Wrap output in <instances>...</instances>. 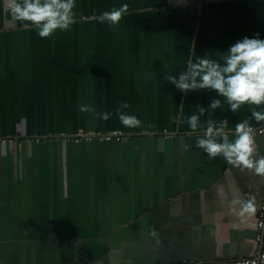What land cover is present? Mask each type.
<instances>
[{"label":"crops","instance_id":"1","mask_svg":"<svg viewBox=\"0 0 264 264\" xmlns=\"http://www.w3.org/2000/svg\"><path fill=\"white\" fill-rule=\"evenodd\" d=\"M122 4L129 8L117 24L99 19ZM73 14L103 36L80 27L69 65L36 66L28 52L15 60L11 39L35 27L14 20L4 29L0 0V264H235L252 256L262 176L208 157L195 141L209 119H226L233 140L236 123L264 105L233 113L214 90L185 93L167 77L190 59L220 61L244 36L264 39V0H79ZM88 52L93 66L81 63ZM213 99L223 111L208 107ZM197 106L206 112L193 131L187 118ZM118 111L141 125L125 127ZM112 130L129 138L73 139ZM253 137L255 156H264V132ZM248 201L254 212L241 211Z\"/></svg>","mask_w":264,"mask_h":264},{"label":"clouds","instance_id":"2","mask_svg":"<svg viewBox=\"0 0 264 264\" xmlns=\"http://www.w3.org/2000/svg\"><path fill=\"white\" fill-rule=\"evenodd\" d=\"M75 0H4L6 12H10L12 19L26 22L24 27H35L41 38L49 37L55 30H66L75 21L73 8ZM129 6L120 5L105 11L99 19L117 24L123 15L127 14ZM195 53V50L193 49ZM222 61V62H221ZM167 81L182 92L200 90H214L219 97L224 98L228 108L235 113L242 105H264V39L259 38V33L249 38L244 36L233 43L221 56L220 61L197 58L189 60L186 70L174 76L170 73ZM123 108L129 105L124 103ZM210 109H222V100L213 99ZM81 112H92L99 119L107 121L110 113H97L92 106L81 105ZM198 114L187 118V124L193 131L200 125V117L205 115L206 109L197 106ZM122 125L135 128L141 121L135 115L118 111ZM178 118L174 115L173 121ZM250 120L264 121V111L252 110L249 118L236 123L234 139L228 140V121H205L206 128L202 136L195 141V147L202 149L210 158L222 157L229 164L244 169L253 170L255 174L264 176V156H255V140ZM218 138L228 142H218ZM242 212H254L252 201L242 204ZM155 235V232L151 233Z\"/></svg>","mask_w":264,"mask_h":264},{"label":"rangeland","instance_id":"3","mask_svg":"<svg viewBox=\"0 0 264 264\" xmlns=\"http://www.w3.org/2000/svg\"><path fill=\"white\" fill-rule=\"evenodd\" d=\"M78 2L79 0H75L76 6H78ZM94 10L100 12V8H94ZM79 14H82V16L88 14L86 7L83 6L80 9ZM87 21L88 20L84 19L82 21L74 22L73 24H71L69 28L65 30L67 32V35H65V37L64 33H58V30H55V32H53L49 37L46 38L39 37L37 34V30L34 31L35 28H32L33 31L31 30L28 32L18 31V33L12 35L11 38L13 47L12 50L14 52L13 56L15 60L17 59L20 61L21 56L26 55V53L28 52L29 56L33 57L36 66H67L66 64L69 65V62H71L72 60V56L69 55L68 52L70 50L75 51L76 41L75 39H73V37H71V35L76 34V32L79 31L80 27L81 30L90 31L91 33L97 34L99 37L103 36L102 31L105 29H102L97 23H87ZM3 38L5 39V37ZM81 38L82 36L79 37V39ZM102 39H106V37L99 39V41L104 42V40ZM13 41H15L16 43H13ZM83 47L90 46L84 45ZM59 54L62 55L61 62H59ZM81 63H83L85 66H93L95 64L91 63L89 52L88 55H85V57H81ZM99 64L101 66H107V61L102 58L99 61ZM68 76L73 75L68 74ZM123 134L127 135L130 133L125 132Z\"/></svg>","mask_w":264,"mask_h":264},{"label":"built area","instance_id":"4","mask_svg":"<svg viewBox=\"0 0 264 264\" xmlns=\"http://www.w3.org/2000/svg\"><path fill=\"white\" fill-rule=\"evenodd\" d=\"M251 127L253 129L252 134H261L264 132V124L258 127H254V126ZM92 137H97L99 138V140L114 139L116 141H122L129 138V134L126 135L119 130H112L107 133H97L94 136L92 135L84 136L82 134H79L74 136L73 139L74 140H78L80 138L91 139ZM62 138L64 140H71L67 136H62ZM254 241L256 244V249L253 255L248 257H239L234 261L235 264H264V176H262V200L259 205L257 219L255 223ZM186 262L187 261H185L184 263Z\"/></svg>","mask_w":264,"mask_h":264},{"label":"water","instance_id":"5","mask_svg":"<svg viewBox=\"0 0 264 264\" xmlns=\"http://www.w3.org/2000/svg\"><path fill=\"white\" fill-rule=\"evenodd\" d=\"M3 18H4V22H3V28L4 29H8V28H13L14 26V19H12V16H11V13L10 12H6L5 11V8H4V0H3ZM121 132H123L122 130H119ZM101 133H104V132H101ZM125 133V132H123ZM97 134V133H96ZM137 135L141 134V133H136ZM82 135L84 136H89V135H92L94 136L95 134H88V133H82ZM58 135H51V137H55V138H59L60 136ZM62 137V136H61Z\"/></svg>","mask_w":264,"mask_h":264},{"label":"trees","instance_id":"6","mask_svg":"<svg viewBox=\"0 0 264 264\" xmlns=\"http://www.w3.org/2000/svg\"><path fill=\"white\" fill-rule=\"evenodd\" d=\"M72 140V139H71Z\"/></svg>","mask_w":264,"mask_h":264}]
</instances>
